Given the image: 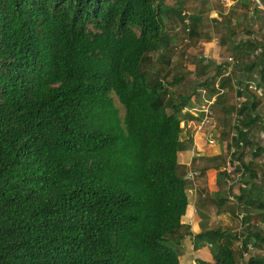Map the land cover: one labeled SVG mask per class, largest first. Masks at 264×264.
Instances as JSON below:
<instances>
[{
  "label": "trees",
  "instance_id": "obj_1",
  "mask_svg": "<svg viewBox=\"0 0 264 264\" xmlns=\"http://www.w3.org/2000/svg\"><path fill=\"white\" fill-rule=\"evenodd\" d=\"M205 4L0 0V264H180L186 236L194 250L210 245V260L196 264H264V255L249 251L264 246L256 230L264 181L253 160L264 143L249 135L264 129L255 90L264 94V29L253 32L264 9L234 0L228 15L211 18L217 51H228L232 76L239 70L243 79L228 91L232 76L222 79V63L208 73L212 62L194 55L198 65L186 73L196 81L175 91L184 75L163 66L172 64L175 39L166 23L195 47L210 38ZM238 10L250 14L240 29L232 25ZM196 104V119L206 104L238 119L225 153L207 157V166L196 156L190 166L178 159ZM230 165L241 171L235 193L224 187ZM192 183L196 232L184 220ZM231 199L244 210L241 230L207 226L206 205L229 216Z\"/></svg>",
  "mask_w": 264,
  "mask_h": 264
},
{
  "label": "rangeland",
  "instance_id": "obj_2",
  "mask_svg": "<svg viewBox=\"0 0 264 264\" xmlns=\"http://www.w3.org/2000/svg\"><path fill=\"white\" fill-rule=\"evenodd\" d=\"M206 4L205 6L202 5V7H205L206 9H210V11L203 14L202 18V24L204 26V29H207L208 35H210V38L206 39V34L204 35L203 39L200 41L199 44H196L195 47H191L186 38L185 34L181 31L180 27L177 26L174 22H167L166 28L169 29L170 33L174 34V41H173V50H172V58L171 62L172 64L167 66L163 64L164 67L169 69L172 74L176 73H182L184 75L183 80L177 85V87L174 89L175 91H183L182 88L185 87V84L187 82L194 84L196 81L197 74L192 73H186L189 69H194L198 64V62L192 61V56L198 55V57L203 56L204 62L208 63L207 60L211 61L212 64L208 66V73L215 72V65L216 63H222L223 68L221 70V77L222 79L227 77L228 75H233V69L235 68V60L234 58H231L232 56L227 53L228 51L223 48L221 52L217 51L218 49V37L215 36L214 30L209 27L215 25L211 22V18L215 16H220L219 13H223L228 15L230 8L232 7L234 0H205ZM167 2H173V0H167ZM259 6L264 9V0H258ZM197 3H200L197 1ZM199 8H202L201 5H198ZM250 14L247 13L245 17L243 14H241V11L238 10L237 15L232 19V25L234 26V23L238 21L240 23V27L243 25V23H246V20L250 19ZM262 15L264 16V10L262 12ZM244 23V25H245ZM264 23L262 22V19H259L256 21V25L254 26L255 31L254 33H259V31H263L264 29ZM236 69V68H235ZM197 70V69H196ZM235 72L238 73L239 77H233L232 79L227 83L226 89L228 91L231 89L232 83L235 82L236 79L244 78L243 73H240L239 70H236ZM187 74V75H186ZM257 77V75H256ZM258 78V77H257ZM231 82V83H230ZM230 83V84H229ZM232 84V85H231ZM181 86V88H179ZM184 86V87H183ZM235 86V85H234ZM254 87V86H253ZM174 88V87H173ZM187 88H189L187 86ZM254 89V88H253ZM256 90V97L259 100L258 108L261 116H264V94L262 92V87L255 88ZM230 98L234 97V90L232 92H229ZM233 102V101H232ZM199 105H203L204 102H202V98L199 97L198 102ZM192 110L190 108V113L192 115V118L184 120L185 127H184V134L182 136L183 140L185 141V145L187 149H184L180 151L179 159L180 161L186 162L187 166H190L192 163L191 155L198 157L196 160L197 165L201 166H207V164H211L213 161L212 159H208L207 157L212 156L216 153H223L225 151V144L230 139L231 134L235 133V128H233V124L238 120L236 112L234 114H227L226 116L222 113H218L216 110L214 111L213 108H211V105L206 104L203 106L204 114L202 118L196 119L200 109L197 106ZM217 115H220L217 117ZM200 121V122H199ZM228 131V132H226ZM250 137L254 141H256V144H262L264 143V129L263 130H253V132H250ZM199 145V147L194 148V153L192 151V146L194 144ZM225 153V152H224ZM247 154V153H246ZM245 154V156H246ZM192 156V157H193ZM199 156H203L202 158ZM191 158V159H190ZM253 159V157L248 154L246 160ZM256 161V172L258 173V177L256 180H263L264 181V151L259 153L256 158L253 159ZM210 166V165H209ZM228 169V175L229 178L225 181L224 187L227 185L230 186L232 192H237L239 189V186L241 185L240 182V170H236L233 165H230L227 167ZM240 171V172H239ZM214 178H215V169L210 168L207 172V179L209 182L210 189H215L214 186ZM195 185L192 183V185L189 186L187 189L188 192V199H189V206H188V214L184 217V220L188 221L191 224V228L193 230L199 229V220L200 216L195 212L194 210V204L196 200V193L194 190ZM233 204L236 206L235 214L227 215L224 212H216V209L214 206L206 205L204 209L209 214V221L207 226L214 227L215 223H220L223 227L230 225L234 229V231L239 232L242 227V215L244 214V210L241 208L242 204H239L237 200L231 199L230 200ZM230 217V218H229ZM256 230L260 231L264 235V221H258L256 220ZM190 236L184 237V240H182V243L180 244V249L182 251L180 256V264H196V259H204V260H210V245L207 244L203 246L200 249L194 250L192 248V242H191ZM249 251L252 254L256 255H264V246H257L256 248L250 247Z\"/></svg>",
  "mask_w": 264,
  "mask_h": 264
},
{
  "label": "crops",
  "instance_id": "obj_3",
  "mask_svg": "<svg viewBox=\"0 0 264 264\" xmlns=\"http://www.w3.org/2000/svg\"><path fill=\"white\" fill-rule=\"evenodd\" d=\"M197 147H199V145H197V143L194 144V145L192 146V151H191V152L194 153V152H195V151H194V148H197ZM179 154H180V152H179ZM179 154H178V159H179V157L181 156V155L179 156ZM192 156H193V155H191V158H192ZM191 158H190V159H191ZM179 161H180V159H179ZM180 162L187 164L186 162H183V161H180ZM184 217H185V216H184ZM191 229H192V228H191ZM192 231L196 232L197 230H193V229H192Z\"/></svg>",
  "mask_w": 264,
  "mask_h": 264
},
{
  "label": "built area",
  "instance_id": "obj_4",
  "mask_svg": "<svg viewBox=\"0 0 264 264\" xmlns=\"http://www.w3.org/2000/svg\"><path fill=\"white\" fill-rule=\"evenodd\" d=\"M258 1V0H257Z\"/></svg>",
  "mask_w": 264,
  "mask_h": 264
}]
</instances>
